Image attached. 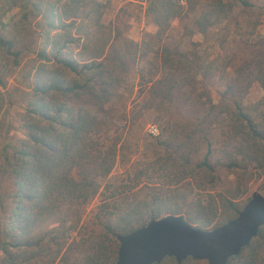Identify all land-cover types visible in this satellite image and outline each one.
<instances>
[{"label":"trees","instance_id":"16d2710c","mask_svg":"<svg viewBox=\"0 0 264 264\" xmlns=\"http://www.w3.org/2000/svg\"><path fill=\"white\" fill-rule=\"evenodd\" d=\"M7 1L0 13V86L17 72L28 90L20 118L24 137L0 147V173L13 175L16 187L9 214L0 217V264H117V236L151 219L182 215L213 228L239 214L250 198V183L264 170V96L248 103L242 88L255 67L254 79L264 90V36L255 55L225 76L226 98L217 102L202 83L215 75L210 60L163 43L183 13L179 0H150L147 10L157 30L140 42L118 20L104 23L99 0ZM232 7L226 0L195 6V30L205 34ZM14 8L18 17L6 21ZM35 32L41 41L30 48L26 39ZM143 59L148 62L139 74L146 95L122 112L129 132L103 145L97 136L121 113L116 99ZM150 111L168 115L171 129L156 159L138 167L137 184L152 168L170 172L167 187L138 190L123 200L111 217L100 219L101 230L81 242L86 255L73 262L70 252L80 245L71 242L78 222L65 205L91 201L116 164L132 160L136 125ZM221 170L234 180L224 183ZM3 200L0 191L2 208ZM154 264L207 261L166 257ZM227 264H264V225Z\"/></svg>","mask_w":264,"mask_h":264},{"label":"rangeland","instance_id":"374dc122","mask_svg":"<svg viewBox=\"0 0 264 264\" xmlns=\"http://www.w3.org/2000/svg\"><path fill=\"white\" fill-rule=\"evenodd\" d=\"M104 7L103 21L108 25H114L116 20L120 25L128 29L131 38L140 42L155 34L157 28L153 16L148 12L150 0H99ZM252 5H242L238 0H226L232 4V10L223 18L215 21L213 26L205 34L195 30L194 17L195 6L199 8L207 4L209 0H179L183 13L174 19L167 37L163 43L178 48L181 52L201 54L206 60H210L214 76L203 79V84L210 90L215 101H225L222 85L225 76L234 72V65L246 59H251L256 51L261 48V37L264 36V0H248ZM8 4L7 0H0V13ZM195 5V6H194ZM18 8H14L5 16L6 21L17 18ZM39 30V29H38ZM30 48L40 43L39 33L35 32L27 39ZM156 48H158L156 46ZM32 50V49H31ZM148 60L143 59L136 64L126 78L121 88V93L116 99L120 112L110 123L108 131L98 135L97 138L106 145L115 134H127L129 123L123 120V111H129L146 95V89L140 80L139 71L146 66ZM252 73L242 86L247 90L245 100L248 103L257 102L264 96V90L254 79L256 68L252 67ZM17 72L8 78L6 87L0 86V147L9 142H15L24 137L20 118L24 111L27 87L16 77ZM229 76V75H228ZM119 101V102H118ZM157 127L158 134L150 132L152 127ZM171 129L170 117L164 113L148 112L136 125L135 131L138 140V149L129 162H118L101 187L99 194L83 205L67 204L70 219L78 222V228L74 232L71 242L80 244L70 252L72 261H81L86 255L87 246L81 242L88 240L101 230L100 219L111 217L116 207L123 200L133 196L138 190L144 194L151 189L163 190L170 180V172L156 171L150 168L143 176V183L137 184L136 172L138 167L146 168L161 152L160 141L164 140ZM74 175L78 177L77 171ZM224 183H231L234 176L225 170L220 171ZM151 186V187H147ZM16 187L11 174L0 173V191L4 195V207L0 204V217L8 215L12 205V194ZM256 190L264 191V170H259L250 183L247 197ZM246 197V198H247ZM0 220V228H1ZM1 257V253H0Z\"/></svg>","mask_w":264,"mask_h":264},{"label":"water","instance_id":"95a60500","mask_svg":"<svg viewBox=\"0 0 264 264\" xmlns=\"http://www.w3.org/2000/svg\"><path fill=\"white\" fill-rule=\"evenodd\" d=\"M263 225L264 194L256 190L235 218L218 227L202 228L182 215L167 214L118 235L117 264H154L166 257H174L178 263L192 257L207 264H227Z\"/></svg>","mask_w":264,"mask_h":264},{"label":"built area","instance_id":"2783aa9c","mask_svg":"<svg viewBox=\"0 0 264 264\" xmlns=\"http://www.w3.org/2000/svg\"><path fill=\"white\" fill-rule=\"evenodd\" d=\"M150 132L156 135V134L159 133V130H158L157 127L154 126V127L151 128Z\"/></svg>","mask_w":264,"mask_h":264},{"label":"bare ground","instance_id":"6f19581e","mask_svg":"<svg viewBox=\"0 0 264 264\" xmlns=\"http://www.w3.org/2000/svg\"><path fill=\"white\" fill-rule=\"evenodd\" d=\"M263 194H264V191L260 190Z\"/></svg>","mask_w":264,"mask_h":264}]
</instances>
